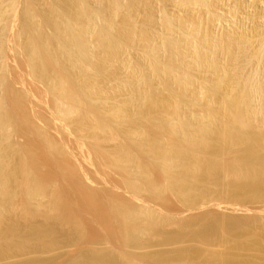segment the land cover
Instances as JSON below:
<instances>
[{
  "label": "rangeland",
  "instance_id": "obj_1",
  "mask_svg": "<svg viewBox=\"0 0 264 264\" xmlns=\"http://www.w3.org/2000/svg\"><path fill=\"white\" fill-rule=\"evenodd\" d=\"M33 1H35V2H33ZM71 1H72V3H71ZM73 1H74V5H73ZM75 1L76 0H67V1L66 0H58V1L57 0H48V1L47 0H27V4H26V0H0V11H1L0 14H2V15H0V18H1L0 19V30H2V31H0V45H1L0 50H2V51H0L1 52L0 53V76L3 78V79L0 78V105H1V107H0V121H1L0 122L1 123L0 129L2 127L4 128L3 130L1 129V131H0V134H1L0 135V138H1L0 139V148H1L0 153L2 154V156H1L2 158L0 159V163H1L0 166L3 168V169L0 168V171L2 170L1 173L2 172L4 173V171H5V173H4L5 175L1 176V178L3 177L4 180H1L0 182L4 181L2 184L3 186H4V183H7V184H5L4 188L1 187L2 193H4V194L0 193L1 194L0 195V197H1L0 198V204H1L0 206H2L0 208V212L3 210L5 211L4 212L5 214L3 213L2 218H1L3 221H0V226H1L0 227V231H1L0 232V250H1L0 251V264H29V263L30 264H37V263L38 264H77V263L78 264H84L85 262L88 263L89 259L96 264H98V263H103V264H221L220 259L218 257H217L218 258L217 259L214 256V253H222V252H232V253L234 252L236 254H239V256H237V258H236V261L238 264H245V263L246 264L247 263L248 264H264V188H262V189H247V190H240L239 191L238 189L233 187V184L236 183V179L233 176H231L233 174L231 171V169H232L231 163H230V165L228 163L231 161V158L236 154H231V156H230L231 158L228 157L230 152L232 151L230 148H229L231 150L230 152L228 151L229 149L228 150L226 149V151L224 153L222 152L223 154L221 153L222 156L219 154L220 164L223 166L225 165L223 167V169H222L223 171H221V173L220 172L215 173V175L212 173L213 178H212V175H210L211 173L208 174V175H210V178L213 179L212 181H210L211 179L210 178L208 179V177L207 178L204 177V178H206V181H205V179H203V181H202L201 178L198 179V182H195L196 180L194 181V184H193L191 190L194 189V185L196 186V188L194 189L193 192L192 191H191V193L189 192L190 196H189V198L187 197L188 198L187 202L189 201L190 197H191V201H189L187 203L185 200H183V198H181V196H182L181 194L179 195V193L174 191V189L170 190L169 188H167L169 190V192L165 191L163 193V195H160V197H158L157 195H155L156 193L154 194V192H151L149 189H151L150 188L151 183H153V184L157 183L158 185H160L162 187L167 184V182L165 181L166 180L165 176L161 175L162 171H160V169H157L156 165L153 163V162H155L156 164L157 163L159 164V161L157 162L156 159L151 160L152 161L151 164H153L152 165L153 169L150 168V170H152V171H150V173H151L150 176L152 175V180L149 179L150 178L149 177V178L140 180V182H139L138 179L135 180L136 177L133 174L134 171L132 173H129L131 180L132 181L134 180L136 182L138 181V183H140V187L141 186L143 187V188L141 187L140 189L138 188L137 191L136 190L132 191L133 189L129 188L130 185L127 182L128 181L127 178L129 180H130V178L128 177V175H126L125 173L120 171L119 168L118 169L114 168L115 164L113 163V160L111 158L112 155H109V153L113 154L114 151L116 150V147L120 144L119 142L116 141L117 138H119L117 140L121 141V143L124 141V137L122 135H120L121 132L119 130L122 131L126 128L132 129V128H137V127L139 128L140 127L138 125L140 123H138V124L135 123L137 121L135 117H134V119H132V121L133 120H135V121H133V122L131 121V123L128 124L127 127H124V128H122L118 123L115 122L113 124V123H110V122H112L110 119H106V121L110 123L109 126L111 125L110 130L112 129L113 131H115V133H116L115 135H118L117 133H119V135H118L119 137L116 138V136H115L114 137L115 141H114V138H113V140L109 139L108 137H106V134L104 135L102 133L101 134L97 133L96 135H98V134L99 135L95 136V139L98 140L97 141L98 144L95 145L94 139L88 138L89 137L88 135H91V134L88 133L85 135L86 132L80 133V132H83V130H81L79 132V126L83 124V121L86 122L83 125H86L88 123L87 121H89L86 118H85L86 120L84 119L85 116H83V115L81 116L80 114L77 115L78 113L73 114V117L71 118L72 119L71 120L70 119L71 116L69 118H65L63 115H61L59 113L60 111L59 112L56 111V108L54 107L55 104H54L53 92H51V89L53 88V86L50 89L51 85L53 84L51 82L53 80H55L56 77H58L57 75H62L61 72L63 69H64L63 73H65L66 68L67 69L71 68L70 70H73L74 67L71 65H70L71 67H68L69 65L66 64L68 61L65 60V56H64L63 51H61L59 49V47H56V45L55 46L53 45V44H55V40H54L55 38L54 37L52 38V36L53 35L55 36L56 33L54 32V30H52V28L55 29V26L53 25V23H50V22L54 19L53 22L55 23V18H56V20H60V21L64 19V15H61L62 13L58 12V10H56L57 8H59V5H60L63 8L68 9V10H69L70 6H74V8L70 7L73 9V10L70 9V11L71 10L73 11V12L72 11L71 12L73 14L72 18L75 20L74 22L77 23L78 25L80 23H82V25L86 24V23H83V21L86 22V20H88V17L86 16V14H83V11L81 12L80 9L78 7H76ZM92 1H93V3H92ZM100 1L99 0L98 1L87 0L85 4L89 8V10L91 9L90 12L94 11V9H95L94 12L96 14H98L99 11L101 10L100 13L101 14L103 13V18L105 17L104 16L105 14L106 15L109 14V16H110V13L107 12V10L110 8V6H108L109 4L107 3L108 0H104V1L100 0ZM102 1H103V3H102ZM131 1L132 0H129V1L123 0L122 4L124 5L125 9L123 8L122 12L118 16L115 17L116 20L114 18V20H115L114 22L117 23L118 21L121 20L122 22L120 21V23L119 22L118 23L119 24L123 23V25L121 27V25L117 26V25H119L118 23L113 24L115 26L112 29L114 30V29H116V27H120V30H121L124 27V24H125L124 22L126 21V19H127L126 22H128L129 20L133 21L135 19L136 23H134L135 27L133 29H136V27H137L138 31H136L137 37H135L134 43L135 42L137 43L139 40H140L139 44H141L143 42V38H140V36L142 34H140L138 32L142 31V33H144V30H145V33H148V37L149 36L152 37L151 34L156 35L153 37H157V35L161 36V34H162V36L163 35L164 36L169 35L168 37L172 38V36H170V34H168V33L166 34V32H169V31H166L167 27L165 26V23H164V26H165L166 30L163 27V23H161L163 20H165L166 17L164 18L163 15L167 11L170 14L166 13L165 16H168V18H169V16L170 17L172 16L171 20L172 21L176 20V21H173V23L176 22L174 24V26H176L175 28H179L180 23L182 21H183L182 22L183 24L189 25L188 21H189V23H192L193 20L199 21V19L201 18L200 23L202 22V26H201L202 28L201 29L203 31V32L202 31L201 32L204 33L207 29H208L207 30L208 33H210L211 31H216V32L218 31L216 34L218 35V37H221V38H222V36H225L224 32L226 33L227 30L228 31H240L241 28H242V30L247 29L246 32L250 33L248 35H250L251 39H253L255 37V39H253V40L258 41V42H256V41L251 40L252 44L249 46H251L252 48L248 47V49L254 50L257 48V51L260 49L259 50L260 52H261V50L264 52V50L262 49V46H264V44H261L264 42V29H263L264 28V26H263L264 25V19H263L264 18V0H219V2L216 0H206L208 2L212 1L211 3L209 2L210 4L207 2L209 8L211 5H213L211 8L212 12L210 10H206L208 8V6L204 7V6H206V5H204L205 3H202L203 4V7H202L200 5L201 2H200V4L198 2V5H200V6L197 7L198 5L196 4L197 3L196 0H195L196 2L193 1L191 6H186L188 8L185 7L187 11L184 8L185 5L179 6L180 5L179 2L181 0H178V2H177V0H171V1L170 0H149V1L148 0H142L143 2L141 0L140 1L138 0L135 2L132 1V3H131ZM144 1H146V2L144 3ZM173 1H174V3H173ZM61 2H63L64 4H67V7H65L66 5H64V4H63L64 5L63 6ZM108 2L110 3V1H108ZM129 2L131 3V5L129 4ZM136 2H137V4H138V2L140 4L137 5ZM214 2L217 4H215ZM49 3H52V4H49ZM133 3H135V5ZM219 3H221V4H219ZM29 4H31V5H29ZM68 4H70V5H68ZM146 4H147V6H146ZM177 4H179V5H177ZM240 4H241V6H240ZM27 5H28V7H26ZM51 5H53V6H51ZM103 5L106 6L105 9H104ZM125 5H126V7H125ZM174 5H176V6H174ZM193 5H195V6H193ZM45 6H47V7H45ZM127 6L128 7H131V6L136 7V9H134L133 7L128 8ZM236 6H237V8H236ZM213 7L217 8L216 11H219V8H220L221 11L215 12V13H218L217 14L218 16L211 17L214 15L215 8L213 9ZM25 8L28 9L29 11H27ZM30 8H31V10L32 9H34V10H32V12H31ZM76 8H78L79 12H81L82 14L77 12L78 9H76ZM49 9H50V11H49ZM65 9H64V11L69 12L68 10H65ZM126 9H128V10L132 9V12H133V10L135 12H133V14H132V12L129 13L131 10L127 11ZM2 10H3V12H2ZM104 10L106 12H104ZM150 10H152V11L150 12ZM25 11L28 13H26ZM44 11L46 12V14ZM64 11H63V13H64ZM123 11H124V13H123ZM29 12L32 15H28ZM71 12H69V14H71ZM152 12H154V13H152ZM194 12H195V14H197V16L194 14ZM204 12L207 13L208 15L207 14L205 15ZM210 12H211V14H210ZM228 12H230V13H228ZM212 13H213V15H212ZM222 13H224V14H222ZM56 14L59 16L58 18L56 16ZM121 14H123V16ZM156 14L159 16H157ZM200 14L201 15L203 14V16H201ZM4 15L6 18L4 17ZM76 15L77 16L80 15L79 16L80 18L79 17L76 18L77 17ZM127 15H131L134 18L132 19L131 16H127ZM148 15H149V17H148ZM194 15H195V17H193ZM235 15H236V17H235ZM28 16L34 17L35 21H37L36 23L39 24L40 26H41V22H43V24L40 28L43 27L41 32L43 31L42 33H43L44 38L46 39V37H45V35H46L48 42H49V39H50V41L54 40V42H50V43H52L51 46H54V47H51V49H53L54 53L57 52L56 54H54V57H55V59L58 57L57 58L58 61L57 60L56 61L59 63V64L57 63V66L59 68L57 67L58 69H56V67H55V72H54V68H52V65H50V63L48 62V64H47L48 66L46 67V70H45V67L43 69V71H45V77L43 75L44 72L41 69L42 67L39 64L38 65L40 68L36 67L38 65H36V66H35V64L33 65V63H35V62L32 61V58L29 54L30 51H27V48H28V50L30 49L29 47H27L28 36H26V33H25V29H26V27H28L29 22H30V20H28ZM37 16H38V18H37ZM81 16L83 19L81 18ZM85 16L87 18H85ZM109 16H106L107 19ZM126 16L128 18L130 17L131 19L130 18L128 19ZM146 16L148 18H151L152 21L154 20L153 22H155V23H153V22L149 23L148 21H146V18H147ZM173 16H175L174 19H173ZM205 16H207V17H205ZM222 16L223 17L226 16V17L222 18ZM232 16H233V20H232ZM39 17H41V18L39 19ZM49 17H51V18L54 17V18L49 19ZM123 17H125V18H123ZM176 17H177V19H176ZM196 17L197 18L199 17V18L197 19ZM202 17L204 20H202ZM218 17H220V18H218ZM242 17H243V19H242ZM251 17H253V18H251ZM65 18H66V15H65ZM67 18H69V17L67 16ZM75 18L79 19V21L76 20ZM161 18L163 20H160ZM181 18H183V20ZM188 18L189 19L191 18L190 19L191 21ZM192 18H194V19L192 20ZM205 18H207V19L209 18V20H207ZM213 18H214V21L217 18L219 19V21H221V23H220L219 21L217 22L218 19L216 20V23L219 26L218 27H217V25L214 26L215 29H214V27L210 28L215 23V22H213ZM223 19H225L226 21ZM45 20H48V22ZM159 20H160V22H159ZM236 20H237V22H240V23H237ZM245 20H246V22H244ZM207 21H208V25L210 27L207 25ZM209 21L212 23H210ZM230 21H231V23H230ZM96 22H97V20H96ZM147 22L149 25L151 24L152 26L151 25L149 26L148 24H146ZM177 22H179V24ZM203 22L205 24H203ZM225 22H227L226 24L229 27L225 24ZM48 23H50V24L45 26V24H48ZM97 23H99V21ZM129 24H128V26H129ZM160 24L162 25V27H160ZM176 24H178L179 27ZM222 24H223V26H222ZM232 24H234V25H232ZM8 25H9V27H8ZM204 25L208 26V27L206 26L207 29L205 28ZM241 26H243V27H241ZM126 27H127V23L125 24L124 28H126ZM153 27H154V29H149V28H153ZM244 27H245V29H244ZM128 28L129 27H127V29ZM171 28H172V30L174 29L173 26ZM22 29L24 30V33H23V31L21 32ZM118 29L114 30V32H112L113 31L112 30L111 32H112L113 36H116L118 34V38L121 40L123 38V35L125 34L123 32H127V30L126 29H124V31L121 30L120 32L123 34L122 35L121 33L118 32L119 31ZM157 29H159V30H157ZM161 29H163V30H161ZM209 29H211V30H209ZM96 30H98V29H96ZM154 30L155 31L157 30L159 33L157 31L154 32ZM174 30L175 31L170 30L171 34H172V32H174L172 34L173 38H174V36H176L175 34L177 33L178 29H174ZM255 30H256V32H255ZM67 31L69 33V30H67ZM219 31L222 34L219 33ZM251 31H253L254 33H252ZM44 32H46V33H44ZM115 32H117V33L114 34ZM149 32H153V33L149 34ZM164 32H165V34H164ZM178 32H181V31L179 30ZM20 33H22V34H20ZM72 33H73V31H72ZM208 33H206V34H208ZM251 33H252V36H251ZM96 34H97V32L95 33V35L92 36V38L96 37L97 36ZM177 34L178 35L176 37H178L180 33H177ZM257 34H258V39H256ZM4 35H6V36H4ZM98 35H99V33H98ZM127 35H125V38H123L124 40L126 39ZM21 36H23V37H21ZM166 37H164V40L165 39L167 40L168 37L167 38ZM181 37H182V35H180V37H178V38H181ZM114 38H116V37H114ZM136 38H138V39H136ZM161 38L162 37H160V38L157 37L156 39L157 40L160 39L159 41H161ZM96 39H97V37H96ZM181 39H183V38H181ZM162 40H163V38H162ZM89 41L91 42L92 39H90ZM94 41H95V39H94ZM94 41H92V43L89 42L90 44L88 43V41L86 42L87 47L90 45L92 46V47L90 46L91 48H89V50L93 49L92 51H89V52H91V54H89V52L88 53L85 52L86 55L83 54L84 56H81L82 59L84 58L83 61L86 60L84 62L85 64L87 63L86 66H89L88 62L90 63L91 58H93V56L96 57L95 55H97V57L93 58V59H95V60L97 59L96 60L97 62H99L100 57H102V59H103L100 61H103V62L109 59V57L107 59V54L103 56V54H102L103 52L100 53L102 48L99 49V47H97L99 42L95 41V45H94V43H93ZM97 41H98V39H97ZM123 42L121 44L125 45V43H123ZM125 42H127V41L125 40ZM256 43H257V45H256ZM182 44H184V43H182ZM259 44H261V45H259ZM143 45L144 44H142L141 46L140 45L138 46V44H136L137 47L136 46L135 47H126V45L122 46L120 48L121 49L120 53L122 56L119 55V57H121V58H118L117 61H115V63H117V64H113V66L110 68V70L113 71V74L111 71H110L111 74H110V72L108 73L107 71H104L107 69H104L103 66L101 69L98 68V67H100L101 64H99L97 67V69H99V70H96V71L94 70V72L92 70H90L92 72H90L89 74L93 75V73L101 71L100 73H96L98 75V77H100V82L98 80V83L100 84V86H103V84H104V87L106 86L107 83H110V84H107L109 86L105 87V88H107L106 90H108L109 88L113 87L115 84L114 81L111 84V82H112L111 76H113L114 73L118 70V69L115 70V68H117V67L120 68L121 66L123 67L125 64L127 65L128 63L132 67H135L138 65L142 66L144 69L146 67L147 69L149 68L148 72H150L149 75H147V76L149 77V79H152V81L150 80L151 83L153 82L152 88L150 89V93H152V95H150V97H153L152 99L156 100V101H158V100L163 101V99L169 98L168 96H169L171 90H173V91L175 90V92L176 91L178 92L181 85L179 83H176L173 79H171V80L167 79L166 80V78H164V80H166V81H164L163 78L161 77L162 75H159V74L157 75L156 73L152 72L153 70L150 67H147L148 63H146V61H148V59H146L145 57H147L149 55V53H151V50L149 47H144ZM185 46L186 47H183L184 48L183 50H188L189 47L187 48L186 44H185ZM56 48H58L57 51H56ZM124 48H126V49H124ZM127 48L128 49L131 48V49L128 50ZM105 49L106 48H104L102 51H104ZM123 49H124V51H123ZM249 50H247L248 53H249ZM253 50H251V52H250V57H249V54L247 52H246L247 55L244 54L245 52L242 53L245 55V57L247 59L244 57H241L242 54L238 55L240 58H244V59L243 60L242 59L236 60V61L240 62V63H238V62L237 63H238V65H240L241 68H237L238 65L236 66V64H235L236 61L234 62L235 66H236V70H235V66H233L234 64H231L230 58L226 61L227 58L225 56H223V53L221 51H220L221 54L220 53L216 54L217 56L214 57V60L215 59L217 60L218 58L223 56V59L221 57L217 61L219 63V61H221V59L225 60L224 62L222 61V63H224L225 65L224 64L222 65V63L220 62L221 66H225V67H226V64L228 62L227 70H229V72L227 70H225L226 68L224 67V70L228 72L227 73L228 76L230 74V68L233 66L232 70L234 69V71H231L232 72L231 75H233L231 77H233L232 79L234 82L237 81V79L234 80V77L239 74L240 69H241L240 72H242V71L245 72L244 74H246L248 76V78H249V74L252 76L253 74L258 75L259 73H262V75L259 74L261 76H258L259 80H257V82H259V83L261 82L260 84H261V87L263 89V90H261V92L263 91L262 92L263 95H262V93H260V95H262V97L260 95L257 96L258 98L261 97V98H259V102L261 104L258 102L257 98H256L257 100L254 98L255 99L254 101H257L255 103L256 104L258 103L257 106L261 105V107L260 106L256 107L257 108L256 110L257 111L259 110L258 112H261L264 110V109L261 110L262 107H264V106H262V105H264V85L262 84L263 83L262 80L264 79V77H262V76H264V73H263V71H264L263 70L264 69V65H263L264 64V61H263L264 56L262 55L263 52H261V57L263 59H260V57L258 58L257 55L259 56V54H257V55H255V54L259 53V51L257 52L256 50H254L255 51L254 52ZM98 53L102 54V56H98ZM92 54H93V56H92ZM31 55H32V51H31ZM123 55H124V58H123ZM33 56L34 55H32V57ZM89 56L90 57L92 56V57L90 58ZM105 56H106V60H104ZM254 56L257 57L256 58L257 60L258 59L259 60L257 61L256 59H254ZM164 57L166 58V56H164ZM224 57L226 59H224ZM30 58H31V60H30ZM122 58H123V60H122ZM165 58L163 60V63H165L164 62ZM125 59H127L129 62L126 61ZM245 59L249 62H251V60L253 59L254 63L253 62L252 63H249V62L245 63L244 62ZM33 60H34V57H33ZM30 61H31V63L33 62L32 65H31V63H29ZM124 61H126L127 63ZM256 61H257V63H256ZM261 61H262V63H261ZM119 62H122V64ZM92 63H93V61H91V64ZM112 63H114V62H112ZM68 64H70V63L68 62ZM230 64H231V66H230ZM251 64H253V65H251ZM259 64H261L260 70L258 68ZM126 65H125V67H127ZM228 65L230 66V68H228L229 67ZM33 66L36 67L35 70H34ZM247 66L250 68L252 67L251 68L252 70H250V68L248 69ZM37 68L40 70H38ZM245 68H247V69H245ZM253 68H256L257 71H255ZM102 69H104V70H102ZM147 69H145V70H147ZM237 69H239L238 73H237ZM60 70H61V72H60ZM70 70H68V73H70V74H68L67 70H66V74H68L69 76L71 75V72H72ZM75 70H76V68H74L73 71H75ZM178 70L180 72V69H178ZM244 70H246V71L249 70V73L244 71ZM39 71H42V72H39ZM48 71H50V72H48ZM108 71H109V69H108ZM252 71H253V73H252ZM258 71H259V73H258ZM235 72L237 73L236 75H235ZM47 73L49 75L52 74L53 75V76L51 75L52 78L55 76V74H56V76L53 79H51V76L48 75L49 77L47 78V76H46ZM76 73H77V71L73 72V74H76ZM128 73H129V75H128ZM128 73H125V75L126 76L128 75V77H130L131 76L130 72H128ZM39 74H40V76H39ZM96 74H94V75H96ZM99 74H100V76H99ZM144 74L146 76V74H148V73L146 72ZM191 74L194 75L195 78H197V81L195 79L196 83L199 82L198 77H196L197 74L200 77L199 79H201V80L204 79V78H202L204 75L200 76L199 74H201V73L199 71H198V73L196 71H192ZM244 74L240 73L239 76L240 75L243 76ZM109 75H111V76H109ZM246 75H244V76L247 77ZM64 76L66 77L65 74L63 76H59V77L64 78ZM101 76H104V78H101ZM157 76L160 78H157ZM208 76H210V75H207V77ZM108 77H109V79H108ZM231 77L230 78L228 77V80L226 78V80L229 81V79H230V81H231ZM209 78H211V77H209ZM56 79H58V78H56ZM101 79L102 80L104 79L103 80L104 83L101 82ZM108 80H110L111 82ZM48 81H50V82L48 83ZM50 83H51V85H50ZM163 83H164V85H163ZM196 83H195V85H193L194 87L191 90L193 91L197 88L199 91V88H200V91H201L202 86L201 87H198V86H200L202 84V82H199L200 85L197 84L198 86L196 85ZM48 85H49V87H48ZM111 85H113V86H111ZM177 85H178V87H177ZM197 89L194 92H196ZM147 91H148V89H147ZM124 92H123V94H124ZM222 93H223V91H222ZM128 94H129V92L127 94H124L125 96H123V97L126 98V96ZM121 95H122V93H121ZM121 95L119 97L122 98ZM219 95H220V93L215 94V96L218 97V99H219ZM186 96H187V94H186ZM119 100L120 101H118V100L117 101L122 102L121 99H119ZM122 100H124V99L122 98ZM99 103L101 104V101H99ZM99 103H97V104H99ZM256 104L253 106H256ZM19 105H20V107H19ZM95 106H96V104H95ZM259 107H260V109H258ZM95 108H96L95 110L98 109L97 106ZM18 109H20V110H18ZM201 109L202 108L199 107V109L197 108V110L191 111L192 113L189 112L190 110L188 111V109H187L186 111L184 110L185 113H182L183 111H181L182 115L181 114H178V115H180L182 117L183 116L190 117V115H191V117L194 118V114L196 113L195 111H199L198 113H200V114L197 113L196 114L197 116L201 115V112H202ZM147 110L150 111L151 114L156 119L159 117H162V119H164V124L163 123L161 124L162 120L159 122L163 126L164 131L161 130L162 126H160V124L156 122L158 120H155V122L152 121V123L154 124V125L153 124L152 125L155 127H152V125H151L152 129L157 128V131L161 130L160 133L158 131V136L160 135V138H161V136L163 139L165 138L164 139L165 142L163 143L162 139L160 140V142L162 141V143L164 145L166 144L165 146L175 145V142H176L175 139H177V137L175 138V137L171 136L168 132V129L170 127L169 125H170L171 121L174 122L173 125L177 124V121L174 118L178 117V116L173 115L171 111H164V110L160 111L158 109L149 110L148 108H147ZM7 113H8V115H7ZM2 114H3V116H2ZM185 114H189V115H185ZM196 115H195V117H196ZM203 115H206V114L203 113ZM263 115H264V112L262 115H259L258 122L257 123L255 122L256 124H259V126L255 124V127H257V131H259L260 126H262L260 128L261 131L262 132L264 131V124H263L264 123V116ZM75 116H77V117L79 116L80 119H83V121H81V120H80L81 122L78 121L79 118L77 120V117H75ZM137 116H139V115H137ZM139 117H137L138 121H139ZM220 118H221V116H220ZM220 118L218 120H220ZM221 119H223V118H221ZM260 119H262L263 122L262 121L260 122ZM6 120H8V121H6ZM173 120H175V121H173ZM220 122H221V124H220ZM220 122H218V123L220 126H222L223 120H221ZM259 122L262 124H260ZM115 124H117V125H115ZM88 125H90V124H88ZM171 125H172V123H171ZM192 125H194V124H192ZM119 126H120V129L117 128ZM158 126H160L161 128H159ZM217 129H220V128L218 127ZM6 130H7V132H6ZM236 130H238V129L236 128ZM3 131H4V133H3ZM154 131H156V130H154ZM157 131H156V133H157ZM261 131H259V132H261ZM5 133L6 134L8 133L7 134L8 136ZM120 136L123 139H121ZM125 140H126V138H125ZM212 141L214 143L215 141H217V138H216V140L212 139ZM48 143H50V144H48ZM129 143L130 142H128V144H127V140H126L122 144L123 145L124 144L129 145L128 146L129 150H130V148L133 149L134 145H132L131 143L129 144ZM127 145H126V147H127ZM55 148H57V149H55ZM61 148L63 151L61 150ZM24 149H26V150H24ZM2 150L6 152L7 156H6L5 152H3ZM12 150H13V152H12ZM53 150H55V151H53ZM16 151H18V152H16ZM133 151H135V149H133ZM233 151L231 153L235 152V151L234 152ZM135 152H136V154L138 153L137 154L138 156L136 155L137 157H139V158L142 157V159L138 158L141 161V163H144L145 162L144 159L146 158V157H144L145 155L143 154V156H142L140 152H137V151H135ZM103 153L105 156L103 155ZM211 154H209V155L211 156ZM108 155L111 157H109ZM209 155H208V157H209ZM221 157H222V159H221ZM3 158H5V159H3ZM261 159L264 160V152H261ZM1 160H2V162L3 161H5V162L2 163ZM19 160H20V162H19ZM106 163H107V165H106ZM205 163L203 162V164H201L200 162H198L196 165L200 164L198 166L200 169V166L201 165H202L201 167H203V165L205 166ZM112 164H114V165H112ZM207 164H206V166H207ZM154 166H155V168H154ZM150 167H151V165H150ZM207 167L201 168L200 173L202 172L204 174H207V173H205L207 171L203 170V169L207 170ZM21 170H22V172H21ZM107 171H108V173H107ZM180 171H183V169L181 168V170H180V168H178V172H179L178 176H181ZM116 172H117V174H116ZM130 172H131V170H130ZM28 174L31 176H29ZM177 174L178 173H176L175 175L177 176ZM226 174H228V175H226ZM16 175H17V177H16ZM208 175H206V176H208ZM4 176H8V177L6 178ZM132 176H133V178H132ZM20 178L22 181L20 180ZM153 180H154V182H153ZM28 181H29V183H28ZM42 182H43V184L44 183L45 184L43 185ZM2 185L0 184V186H2ZM41 185L46 186V187H42ZM214 185H215V187H214ZM49 187H52V188H49ZM19 188L20 189L22 188V189L20 190ZM25 188H28V189L26 190ZM128 189H129V191H128ZM3 190H6V191H3ZM42 190H43V192H42ZM172 190L174 191V193ZM152 191H153V189H152ZM227 192H228V194H227ZM21 193H24V194H21ZM176 193L180 197L176 196L177 195ZM34 195H37V196H34ZM39 195H41V196L39 197ZM17 196H18V198H17ZM48 196H50V197H48ZM15 197H16V199H15ZM153 197H154V199H153ZM160 199H162V200H160ZM42 200H43V202H42ZM9 201H10V203H9ZM30 201H31V204H30ZM53 202H54V204H53ZM129 202H130V204H129ZM114 203H115V205H114ZM38 204H39V206H37ZM46 204H48V205L46 206ZM256 204H257V206H256ZM120 205H122V206H120ZM124 207L127 210L129 209L128 211L133 212V213L131 212V215H132V217L135 216L134 217L135 220L133 218L134 221L129 220V219L128 220L125 219V220H127V221H125L123 219L126 217L124 215H121V213L123 214ZM30 208H31V210H30ZM58 208H60V209H58ZM51 210H53L54 212ZM46 211H48V212H46ZM63 211H64V213H63ZM118 212H120V214ZM124 212H125V210H124ZM4 215H6V216H4ZM138 218H140V219H138ZM120 219H122V220H120ZM158 219H159V221H158ZM203 220H204V222H203ZM130 221H131V223H130ZM150 221L155 223V225L153 223V225H152L153 227L149 226V224L151 223ZM163 221H165V222H163ZM156 222H157V224H156ZM40 225H42V226L40 227ZM127 225H129V226H127ZM133 225L134 226L137 225V226L134 227ZM126 228H127V230H126ZM116 229H118V230H116ZM223 229H224V231H223ZM36 230H37V232H36ZM39 231H41V232H39ZM1 234H3V235H1ZM36 235H38V236H36ZM39 236H41V237H39ZM213 246H215V248ZM87 247H89V248H87ZM195 248L200 249L201 252L198 254H195V255L192 254V252H194L193 249H195ZM19 249H20V251H19ZM120 251H121V253H120ZM3 253H5V254H3ZM91 261L89 262V264L91 263Z\"/></svg>",
  "mask_w": 264,
  "mask_h": 264
},
{
  "label": "bare ground",
  "instance_id": "obj_2",
  "mask_svg": "<svg viewBox=\"0 0 264 264\" xmlns=\"http://www.w3.org/2000/svg\"><path fill=\"white\" fill-rule=\"evenodd\" d=\"M48 1V0H47ZM58 1V0H57ZM67 1V0H66ZM87 0H76L75 1V5L76 7H78L80 9V11L82 12L83 11V14H86V16L88 17V20H86V22L83 21V23H86V24H83L80 23L79 25L77 23H75L74 19L72 18V8H74V6H70L72 8L69 7V10L68 9H65L63 8L62 6L59 5V8H57L56 10H58V12H61L62 14L61 15H64V19L63 20H56L55 18V23L53 22L54 19L50 22V23H53V25L55 26V29L52 28V30H54V32L56 33V35L52 36V38L54 37L55 39V44H53L54 46L56 45V47H59V49L61 51H63L64 53V56H65V60H67L70 64H68V62L66 63L67 65H69L68 67H71L73 66L74 68H76L75 71H77L76 74H73V70H70L71 68L67 69V73H68V70L72 71L71 72V75L69 76L68 74H66V70H65V73L64 72V69L60 70V72L62 73V75H57L58 79L55 78V80H53L51 83H53L50 87L51 89V92H53V98H54V107L56 108V111H60L59 113L61 115H63L65 118H69L70 116V119L73 117V114H77V115H83L85 116L84 119H88L89 121H87L88 123L86 125H83L84 123H86L85 121H83V119H80V117L78 116H75L77 117V120L79 118L78 121H83V124L79 126V132L81 130H83V132H80V133H85L86 134H91V135H88L89 137L88 138H91V139H94L95 141V145H97V141L95 139V136H98L96 135L97 133H102V134H106V137H108L109 139H112L116 136L119 137V133H117L118 135H115V131H112L110 130V126L109 124L110 123H118L122 128L124 127H127L128 124L131 123L132 119H134V117L136 118V122L135 123H140L138 124L140 127L138 128H132V129H124V130H119L121 132L120 135H122L124 137V141L125 142L127 140V144L128 142H130L132 145H134V148L135 151L137 152H140L141 155L143 156V154L145 155L144 157H146L144 160L145 162L144 163H141V161L139 159H142L137 157L138 153L136 154L135 151H133L132 148H130V150L128 149V146L126 147V145L122 144L121 141H118L117 138L116 141L119 142L120 144L116 147V150L114 151L113 154L109 153V155H112L109 156L112 158L113 160V163L115 164L114 168L115 169H120V171H122L123 173H125L126 175H128V177L130 178L129 176V173H132L134 171V176L136 177L135 180L138 179V181L140 182V180H143V179H146V178H149L152 180V175L150 176V168L153 169L152 165V161L151 160H154L156 159V161L158 162L159 161V164L157 165L155 162H153L157 169H160V171H162V174L163 176H165V181L167 182V184L165 186H160L158 185L157 183H149L150 184V188L149 189L151 192H154L155 195H157L158 197H160V195H163V193L166 191L169 192V190L167 188H169L170 190L171 189H174V191L178 192L179 195L181 194V198H183V200H185L187 202L190 194L189 192L191 193V191L193 192L194 189L196 188V186L194 185V189H192V186L194 184V181L195 182H198V179H205L206 181V178L208 177V179L210 178V175H212V173L215 175V173H221V171H223V165L220 164L219 160H220V156L219 154L221 155V153L225 152L226 149L228 150L229 148L234 152V153H231L232 151L229 149L228 151L230 152L229 156H231V154H236L234 155L232 158H231V161L228 163L230 165L231 163V171H232V175L235 179H236V183L233 184V187H235L236 189H238L239 191L240 190H247V189H262L264 188V160L261 159V152H264V131L262 132L261 131V127L259 128V131H257V127H255V124L258 122L259 120V115H262L263 112H264V107H262L261 112H258L256 109V107L260 106L261 105H258L255 103L257 101H254L256 98L258 99V102H259V98L262 97L263 95V91L261 92L262 87H261V82H257L258 79V76H261L262 73H258L261 74V75H250L249 74V78L246 74H244L245 72H240L239 69H237V73H238V70H239V74L243 73L244 75H246L247 77H245L244 75L243 76H239L236 75L237 73L235 72V76L234 77V80L237 79V81H233V75H231V71H234V69L232 70L233 66H236L238 65V61L236 60H240V59H244L246 58L245 55H247L248 51V47H251L249 45L252 44V41H256V40H253L255 39V37L253 39H251L250 34L249 32L247 33L246 30H242V28L240 29V31H228L224 34L225 36H222L221 37H218V35L216 34L217 32L216 31H211L210 33L207 32V28L206 26L208 25V21H207V25L205 26V28L207 29L204 33H202V22L200 23V19L199 21L198 20H193L194 18H192V23H189L188 21V24H183L182 20L183 18H181L180 21V27H179V22H177L178 24H176L179 28H175L176 26H174V24L176 23H173V21H176V20H171L172 19V16L168 18V16H165L166 13H169L166 11V13L163 15L165 20H163L162 18L160 20H163L161 23H163V27L165 28V26L167 27V30L165 28L166 31H169V32H166V34H170L171 37H168L169 35H166V36H158L157 37H162L161 38V41H159L160 39H156L157 37H153V36H156V35H152L148 37V33H145V30H144V33L141 32H138L140 34H142L140 36V38H143V42L141 44H139V41L136 43H134V39L135 37H137V27L136 29H133L135 27V24L136 23V20L134 19L133 21L129 20L128 22L127 19L126 21L124 22L125 24L127 23V27H131L129 30L125 27V24H124V27L121 29L124 31V29L127 30V32H123L125 33L124 35L120 32V27H116V29L114 30H117L118 28V32L121 33L123 35V38H125V35H127L126 37V41L123 39H119L118 38V34L116 36H113L112 35V32H114V30L112 28H114L115 25L113 24H117L118 22L120 23V21H118L117 23L114 22L116 20V16H118L121 12H122V9L124 8V5L122 4L123 3V0H108L110 1V3L107 1V3L109 4L108 6H110V8L107 10L108 13H110V16L109 14L108 15H104L105 17L106 16H109L108 19L107 17L103 18V13L101 14L100 11L98 14H96L94 11L90 12L89 8L87 7V5L85 4ZM95 1V0H94ZM98 1V0H96ZM100 1V0H99ZM104 1V0H103ZM102 1V3H103ZM129 1V0H128ZM132 1H138V0H132ZM131 1V3H132ZM140 1V0H139ZM142 1V0H141ZM149 1V0H148ZM171 1V0H170ZM194 2L197 1V5H198V2L200 4L201 2V6L203 7V4L202 3H205L204 7H207L208 6V1L206 0H181L179 2V6H184V8L186 6H191V4ZM219 2V0H216ZM35 2V1H33ZM41 2V1H40ZM60 2V1H59ZM58 2V3H59ZM64 2V1H63ZM63 2L62 5L64 4ZM101 2V1H100ZM143 2V1H142ZM146 1H144L145 3ZM178 2V0H177ZM208 2V3H207ZM212 2V1H211ZM210 2V3H211ZM221 2V1H220ZM244 2V1H243ZM25 3V2H24ZM38 3V2H37ZM67 3V2H66ZM72 3V1H71ZM93 3V1H92ZM106 3V2H105ZM128 3V2H127ZM131 3L129 2V4L131 5ZM174 3V1H173ZM190 3V4H189ZM209 3V4H210ZM215 3V2H214ZM26 4H27V0H26ZM25 4V5H26ZM49 4H52V3H49ZM125 4V3H124ZM135 5V3H133ZM137 4V2H136ZM138 4H140L138 2ZM137 4V5H138ZM217 4V3H215ZM214 4V5H215ZM221 4V3H219ZM224 4V3H223ZM236 4V3H235ZM245 4V3H244ZM31 5V4H29ZM41 5V4H40ZM46 5V4H45ZM66 5L65 7H67V4H64ZM63 5V6H64ZM70 5V4H68ZM72 5V4H71ZM73 5H74V1H73ZM102 5V4H101ZM105 5V4H104ZM103 5V6H104ZM127 5V4H126ZM125 5V7H126ZM133 5V6H134ZM150 5V4H149ZM196 5V6H197ZM200 5H198L197 7H199ZM227 5V4H226ZM239 5V4H238ZM2 6V5H1ZM36 6V5H35ZM53 6V5H51ZM94 6V5H93ZM133 6L131 7H128V8H132ZM147 6V4H146ZM176 6V5H174ZM195 6V5H193ZM213 5L208 6V8L206 10H211ZM241 6V4H240ZM6 7V6H5ZM28 7V5L26 6ZM33 7V6H32ZM31 7V8H32ZM47 7V6H45ZM139 7V6H138ZM30 8V11L32 12V9L31 10ZM76 8V9H78ZM106 8V6H104V9ZM134 9H136V7H133ZM181 8V7H180ZM188 8V7H186ZM185 8V10H186ZM215 7H213L214 9ZM237 8V6H236ZM235 8V9H236ZM2 9V8H1ZM26 9V8H25ZM24 9V10H25ZM45 9V8H44ZM48 9V8H47ZM65 10H68L69 12H71V14H69V12L67 11H64ZM70 9H72L70 11ZM79 9L77 10V12H79ZM93 9V8H92ZM125 9V8H124ZM149 9V8H148ZM147 9V10H148ZM151 9V8H150ZM202 9V8H201ZM217 8H215L214 10V15L212 13L213 16L211 17H214V16H218L217 14L218 13H215V12H219L221 11L220 8H219V11H216ZM223 9V8H222ZM239 9V8H238ZM23 10V11H24ZM27 11H29L28 9H26ZM43 10V9H42ZM98 10V9H97ZM111 10V11H110ZM127 11H130L129 13L132 12V9H126ZM184 10V9H183ZM190 10V9H189ZM233 10V9H232ZM6 11V10H5ZM46 11V10H45ZM44 11V12H45ZM50 11V9H49ZM52 11V10H51ZM64 11V13H63ZM125 11V10H124ZM123 11V13H124ZM152 10H150L151 12ZM165 11V10H164ZM187 11V10H186ZM185 11V12H186ZM191 11V10H190ZM193 11V10H192ZM195 11V10H194ZM197 11V10H196ZM224 11V10H223ZM234 11V10H233ZM237 11V10H236ZM240 11V10H239ZM1 12V11H0ZM3 12V10H2ZM26 12V11H25ZM47 12V11H46ZM45 12V14H46ZM57 12V13H58ZM81 12H79L80 14H82ZM95 14H94V13ZM103 12V11H102ZM104 12H106L104 10ZM133 12H135L133 10ZM132 12V14H133ZM189 12V11H188ZM209 12V11H208ZM210 12V14H211ZM226 12V11H225ZM28 13V12H26ZM34 13V12H33ZM56 13V12H55ZM78 13V14H79ZM126 13V12H125ZM154 13V12H152ZM151 13V14H152ZM164 13V12H163ZM187 13V12H186ZM205 13V12H204ZM230 13V12H228ZM246 13V12H245ZM59 14V13H58ZM77 14V15H78ZM101 16H100V15ZM128 14V13H127ZM136 14V13H135ZM170 14V13H169ZM195 14V12H194ZM207 13H205L206 15ZM216 14V15H215ZM224 14V13H222ZM227 14V13H226ZM235 14V13H234ZM244 14V13H243ZM2 15V14H0ZM9 15V14H8ZM28 15H32L29 14ZM65 15H66V18H65ZM71 15V16H70ZM76 15V16H77ZM123 16V14H121ZM125 15V14H124ZM154 15V14H153ZM157 15V14H156ZM197 16V14H195ZM195 15L193 17H195ZM201 15V14H200ZM208 15V14H207ZM228 15V14H227ZM226 15V16H227ZM10 16V15H9ZM27 16V15H26ZM48 16V15H47ZM46 16V17H47ZM57 18L59 17L57 14H56ZM67 16L69 18H67ZM80 16V15H79ZM79 16H77L76 18H78ZM85 16V18H87ZM100 16V17H99ZM121 16V17H122ZM127 16H131V15H127ZM126 16V17H127ZM136 16V15H135ZM159 16V15H157ZM177 16V15H176ZM187 16V15H186ZM203 16V14L201 15ZM220 16V15H219ZM225 16V17H226ZM262 16V15H261ZM3 17V16H2ZM5 17V15H4ZM36 17V16H35ZM62 17V16H61ZM147 17V16H146ZM149 17V15H148ZM146 18V21H148L149 23L153 22L151 18ZM153 17V16H152ZM207 17V16H205ZM222 16V18H225ZM236 17V15H235ZM249 17V16H248ZM6 18V17H5ZM4 18V19H5ZM8 18V17H7ZM11 18V17H10ZM38 18V16H37ZM41 17H39L40 19ZM54 18V17H52ZM51 17H49V19H52ZM75 18V19H76ZM80 18V17H79ZM82 18V16H81ZM115 18V20H114ZM125 18V17H123ZM128 18V17H127ZM130 18V17H129ZM128 18V19H129ZM131 18L133 19L134 17L131 16ZM130 18V19H131ZM175 18V16H173V19ZM197 18V17H196ZM199 18V17H198ZM197 18V19H198ZM220 18V17H218ZM217 18V19H218ZM221 18V19H222ZM238 18V17H237ZM253 18V17H251ZM1 19V18H0ZM44 19V18H43ZM61 19V18H60ZM66 19V20H65ZM83 19V18H82ZM119 19V18H118ZM117 19V20H118ZM155 19V18H154ZM177 19V17H176ZM185 19V18H184ZM189 19V18H188ZM191 19V18H190ZM189 19V20H190ZM207 19V18H205ZM216 19V20H217ZM235 19V18H234ZM243 19V17H242ZM246 19V18H245ZM264 19V18H263ZM28 20H30L29 22V25L28 27H26L25 29V33H26V36H28V42H27V47H29L30 49L28 50L27 48V51H30V56L32 58V61H34L35 63H33V65L35 64L36 65H40L42 68V71L45 67V70H46V67L48 66V62L50 63V65H52V68H54V72H55V67L56 69H58L59 67L57 66V58L55 59L54 57V51L53 49H51V47H54V46H51L52 43L50 42H54V40L50 41L49 39V42L47 41V36L45 35L46 39L44 38L43 36V31L41 32L42 28H40L43 24V22H41V26L39 24H37L35 21V18L32 17V16H28ZM38 20V19H37ZM79 21V19H76ZM99 21V23L96 22ZM157 20V19H156ZM159 20V22H160ZM202 20L203 17H202ZM209 20V18L207 19ZM216 20L214 21V18H213V22L216 23ZM225 20V19H223ZM232 20H233V16H232ZM248 20V19H247ZM252 20V19H251ZM262 20V19H261ZM48 22V20H45ZM124 21V20H123ZM131 21V22H130ZM187 21V20H186ZM191 21V20H190ZM219 21V19L217 20V22ZM226 21V20H225ZM235 21V20H234ZM243 21V20H242ZM250 21V20H249ZM6 22V21H5ZM4 22V23H5ZM25 22V21H24ZM28 22V21H27ZM46 22V23H47ZM62 22V23H61ZM77 22V21H76ZM122 22V21H121ZM148 22L146 24H148ZM157 22V21H156ZM210 22V21H209ZM221 23V21H219ZM229 22V21H228ZM233 22V21H232ZM237 22V20H236ZM246 22V20L244 21ZM254 22V21H253ZM3 23V24H4ZM22 23V22H21ZM39 23V22H38ZM50 23L48 24H45L46 25H49ZM118 23V24H119ZM155 23V22H153ZM164 23H165V26H164ZM212 23V22H210ZM214 23V24H215ZM219 23V24H220ZM227 22H225L226 24ZM231 23V21H230ZM234 23V22H233ZM237 23H240V22H237ZM259 23V22H258ZM10 24V23H9ZM97 24V25H96ZM129 24V26H128ZM203 24H205L203 22ZM212 27H209L210 28H213L214 26L217 25V27L219 26L217 23ZM224 24V23H223ZM222 24V26H223ZM229 24V23H228ZM248 24V23H247ZM122 27L123 23L117 25V26H120ZM149 25V24H148ZM151 25V24H150ZM149 25V26H150ZM155 25V24H154ZM227 25V24H226ZM230 25V24H229ZM234 25V24H232ZM252 25V24H251ZM263 25V24H262ZM2 26V25H1ZM24 26V25H23ZM78 26V27H77ZM99 26V27H98ZM152 26V25H151ZM156 26V25H155ZM174 29H178V31L180 30L181 32H178L177 33H180L178 37H180V35H182L181 38H178L176 37L178 34L176 33L173 38V33L171 34V31H175L174 29L172 30V27ZM207 26V27H208ZM228 26V25H227ZM226 26V27H227ZM248 26V25H247ZM261 26V25H260ZM259 26V27H260ZM264 26V25H263ZM5 27V26H4ZM9 27V25H8ZM53 27V26H52ZM160 27H162V25L160 24ZM221 27V26H220ZM229 27V26H228ZM233 27V26H232ZM239 27V26H238ZM243 27V26H241ZM246 27V26H245ZM244 27V29H245ZM256 27V26H255ZM16 28V27H15ZM47 28V27H46ZM45 28V29H46ZM204 28V29H205ZM223 28V27H222ZM247 28V27H246ZM4 29V28H3ZM18 29V28H17ZM98 29V30H96ZM113 31H112V30ZM149 29H154L153 28H149ZM215 29V27H214ZM230 29V28H229ZM233 29V28H232ZM264 29V28H263ZM44 30V29H43ZM69 30V33L68 31ZM135 30V31H134ZM142 30V29H141ZM159 30V29H157ZM156 30V31H157ZM163 30V29H161ZM164 30V31H165ZM171 30V31H170ZM211 30V29H209ZM217 30V29H216ZM2 31V30H0ZM20 31V30H19ZM23 31L24 33V30L22 29L21 32ZM51 31V30H50ZM73 31V33H72ZM112 31V32H111ZM140 31V30H139ZM147 31V30H146ZM150 31V30H149ZM153 31V30H152ZM154 30V32H156ZM202 31V32H201ZM249 31V30H248ZM17 32V31H16ZM48 32V31H47ZM97 32V39L96 37H93V35H95V33ZM158 32V31H157ZM252 33H254L253 31H251ZM256 32V30H255ZM46 33V32H44ZM51 33V32H50ZM99 33V35H98ZM117 32H115L114 34H116ZM127 33V34H126ZM150 33H153V32H149ZM159 33V32H158ZM163 33V32H162ZM182 33V34H181ZM208 33V34H206ZM219 33H221L219 31ZM252 33H251V36H252ZM9 34V33H8ZM22 34V33H20ZM139 34V35H140ZM165 34V32H164ZM222 34V33H221ZM259 34V33H258ZM258 34H257V38L258 39ZM263 34V33H262ZM16 35V34H15ZM120 35V34H119ZM261 35V34H260ZM6 36V35H4ZM121 36V35H120ZM220 36V35H219ZM254 36V35H253ZM23 37V36H21ZM91 37V38H90ZM116 37V38H114ZM164 37L167 38V40L165 39L164 40ZM261 37V36H260ZM155 40H154V39ZM262 38V37H261ZM92 39V41H95L96 42H99V44L97 45V47L102 48V50L104 48H106L104 51H100V53L104 55L107 54V59L109 57L108 60H106V56H105V59L106 61H100V60H103L102 57L99 58V62H97L95 59L93 58H96L97 55H94L96 57L93 56V58H91V61H93V63L91 64V61L90 63L88 62L89 66H86V64L84 63L85 61H83L82 57L81 56H84L83 54L86 55V53H88L89 51H92L91 49L89 50V48H91L90 46L87 47V41L88 43L90 42L89 40ZM138 39V38H136ZM5 40V39H4ZM25 40V39H24ZM142 40V39H141ZM252 40V41H251ZM92 41L90 43H92ZM95 41L93 42L94 45H95ZM125 43L126 47H135L136 44H138V46L144 44L143 46L144 47H149L150 50H151V53H149V55L147 57H145L146 59H148V61H146V63H148L147 67H150L151 71L156 73L157 75H162L161 77L163 78H166L171 80L173 79L176 83H179L181 85L179 91L175 92V90H171L170 94H169V98L167 99H163V101L161 100H153L152 98L153 97H150V95H152V93H150V89L152 88V79H149V77L147 75H149L150 72H148L149 68L147 69L145 66V70L142 66H135V67H132L130 66V64L128 63L127 65L124 63L126 61H128L127 59H125L126 61H124L123 63L127 66L125 67V65L120 68H115L118 69L113 76H111V80H108L111 82V84L113 83V81L115 82L114 86L109 88L108 90H106L107 88H105L106 86H109L107 84H110V83H107L106 86L104 87V84L103 86H100V84L98 83V80L100 82V77H98V75L96 73H100L99 71L96 72V73H93L96 74V75H90L89 73L90 72H94V70H99L97 69L98 65H100V67L98 68H103L104 69H107V70H104V71H107L108 73L111 71L110 68L113 66V64H117L115 63V61H117L118 58H121L119 57V55H121L120 51H121V47L122 46H125L123 44H121L122 42ZM137 41V40H136ZM258 42V41H256ZM20 43V42H19ZM89 43V44H90ZM184 43V44H182ZM255 43V42H254ZM253 43V44H254ZM261 43V42H260ZM88 44V45H89ZM97 44V43H96ZM185 44L187 45V48L188 50H183L184 48L183 47H186ZM261 44H264L261 43ZM259 44V45H261ZM14 45V44H13ZM257 45V43H256ZM1 46V45H0ZM19 46V45H18ZM25 46V45H24ZM142 46V47H143ZM50 47V48H49ZM104 47V48H103ZM137 47V46H136ZM258 47V46H257ZM260 47V46H259ZM94 48V47H93ZM96 48V47H95ZM252 48V47H251ZM261 48V47H260ZM126 49V48H124ZM123 49V51H124ZM128 49V48H127ZM131 49V48H129ZM128 49V50H129ZM262 49L264 50V46H262ZM58 50V48H56V51ZM251 50L253 49H250L249 50V57H250V52ZM257 51V48L254 49ZM253 50V51H254ZM260 50V49H259ZM258 50V51H259ZM2 51V50H0ZM31 51H32V55H34V60H33V57L31 55ZM220 51L223 53V56L224 59H226V61L230 58V62L231 64H234V62L236 61V63L230 68V66L228 68H230V74L229 76L227 75V73L229 72V70H227V64H226V67L225 66H221L220 62L222 63V61L224 62L225 60H222L223 59V56L221 61H219L218 63V58L217 60L215 59L214 60V57L217 56L216 54L217 53H220ZM257 51V52H258ZM86 52V53H85ZM245 52V53H244ZM247 52V53H246ZM255 52V51H254ZM261 52H263L261 50ZM261 52L259 51V53H256L255 55L259 54V56L257 55V57L260 59H263L261 57ZM1 53V52H0ZM98 53V56H102V54ZM120 53V54H119ZM244 53V54H242ZM89 54H91V52H89ZM221 54V53H220ZM241 57H244V58H240L238 55H241ZM253 54V53H252ZM77 55V56H76ZM125 55V54H124ZM124 55H123V58H124ZM127 55V54H126ZM262 55L264 56V52L262 53ZM29 56V57H30ZM63 56V55H62ZM122 56V55H121ZM166 56V58L164 57ZM252 56V55H251ZM2 57V56H1ZM88 57V58H89ZM219 57V56H218ZM239 57V58H238ZM257 57L254 56V59H256ZM30 58V60H31ZM122 58V60H123ZM165 58V63H163V60ZM253 58V57H252ZM116 59V60H115ZM247 59V58H246ZM245 59V60H246ZM57 60V61H56ZM90 60V59H89ZM144 60V59H143ZM162 60V61H161ZM241 60V61H242ZM245 63H248L249 61H245ZM251 60V59H250ZM257 60V59H256ZM259 60V59H258ZM257 60V61H258ZM60 61V60H59ZM256 61V63H257ZM264 61V60H263ZM114 62V63H112ZM129 62V61H128ZM233 62V63H232ZM238 62V63H237ZM253 62V59L251 60V62L249 63H252ZM31 63V61L29 62ZM31 63V65H32ZM122 64V62H119ZM127 63V62H126ZM144 63V62H143ZM150 63V64H149ZM254 63V62H253ZM262 63V61H261ZM59 64V63H58ZM91 64V65H90ZM142 64V63H141ZM145 64V63H144ZM224 63H222L223 65ZM36 66V67H39ZM49 65V66H50ZM65 65V64H64ZM71 65V66H70ZM132 65V64H131ZM150 65V66H149ZM225 65V64H224ZM249 65V64H248ZM253 65V64H251ZM256 65V64H255ZM260 65L258 66L259 70H260ZM264 65V64H263ZM35 66H33L34 70H35ZM54 66V67H53ZM118 66V65H117ZM236 66H235V70H236ZM245 66V65H244ZM243 66V67H244ZM250 66V65H249ZM32 67V66H31ZM58 67V68H57ZM67 67V66H66ZM116 67V66H115ZM224 67L226 68L225 71L224 70ZM246 67V66H245ZM248 67V66H247ZM257 67V66H256ZM32 68V69H33ZM40 68V67H39ZM144 70H143V69ZM237 68H241L240 65H238ZM250 67H248L249 69ZM252 68V67H251ZM250 68V70H252ZM38 69V68H37ZM109 69V71H108ZM113 69V68H112ZM180 69V72L179 70ZM243 69V68H242ZM247 69V68H245ZM255 71L256 68H253ZM40 70V69H38ZM53 70V69H52ZM92 70V71H90ZM130 70V71H129ZM253 70V71H254ZM264 70V69H263ZM37 71V70H36ZM42 71H39V72H42ZM59 71V70H58ZM69 71V72H70ZM188 71V72H187ZM192 71H196L198 73V71L201 73L199 74L200 76L201 75H204L202 78H204L203 80L199 79L200 77L198 76V74L196 75V77H198V80L199 82H202V84L200 85L199 82H195V79L197 81V78L194 77V75H192ZM246 71V70H244ZM252 71V73H253ZM43 75L45 77V71H43ZM47 72V71H46ZM50 72V71H48ZM112 74H113V71H111ZM110 72V74H111ZM130 72V77H128L129 73ZM148 73L145 74L144 73ZM249 73V70L246 71ZM261 72V71H260ZM105 73V72H104ZM125 73H128V75L126 76ZM234 73V72H233ZM247 73V74H248ZM251 73V74H252ZM257 73V72H256ZM264 73V71H263ZM41 74V73H40ZM39 74V76H40ZM51 74V73H50ZM60 74V73H59ZM66 75V77L64 76L63 77H59V76H63V75ZM73 74V75H72ZM196 74V73H195ZM42 75V74H41ZM47 73L46 76L47 78L51 75H49ZM102 75V74H101ZM104 75V74H103ZM207 75H210L207 77ZM53 76V75H52ZM51 76V79H53L55 76L52 78ZM100 76V74H99ZM106 76V75H105ZM108 76V75H107ZM193 76V77H192ZM251 76V77H250ZM156 77V76H155ZM154 77V78H155ZM211 77V78H209ZM228 77L230 78L231 77V81L229 79L228 80ZM264 77V76H262ZM261 77V78H262ZM0 78H2L0 76ZM63 78V79H62ZM101 78H104V76H101ZM131 78V79H130ZM151 78V77H150ZM157 78H160L157 76ZM194 78V79H193ZM227 78V80H226ZM3 79V78H2ZM50 79V78H49ZM109 79V77H108ZM104 80V79H103ZM103 80L101 79V82H103ZM151 80V81H150ZM164 80V81H166ZM201 80V81H200ZM4 81V80H3ZM51 81V80H50ZM48 81V83L50 82ZM2 82V81H1ZM262 84L264 85V79L262 80ZM104 83V82H103ZM196 85L199 84L200 86L198 87H201L202 86V90L200 91V88H199V91L197 89L196 92H194L195 90H191L194 86L193 85ZM102 84V83H101ZM164 85V83H163ZM75 86V87H74ZM49 87V85H48ZM178 87V85H177ZM47 89V88H46ZM148 89V91H147ZM49 90V89H48ZM153 90V89H152ZM50 91V90H49ZM126 93H125V92ZM223 91V93H222ZM50 92V93H51ZM127 94L129 92V94L126 96V98H124L123 96H125L124 94ZM149 92V93H148ZM152 92V91H151ZM192 92V93H191ZM122 93V95H121ZM219 94V99L218 97L215 96V94ZM260 93H262V95H260ZM154 94V93H153ZM187 94V96H186ZM122 96V98L124 100H122L121 97L119 96ZM261 96V97H257V96ZM217 99H216V98ZM255 98V99H254ZM119 99H121L122 102H118L120 101ZM256 99V100H257ZM118 100V101H117ZM262 100V99H261ZM99 101H101V104L99 103ZM256 104V106H253L255 105L254 103ZM262 102V101H261ZM3 103V102H2ZM99 103V104H97ZM260 103V102H259ZM4 104V103H3ZM97 106V110H95L96 106ZM261 104V103H260ZM4 106V105H3ZM264 106V105H262ZM1 107V105H0ZM20 107V105H19ZM202 108V112L205 113L206 115H203V113L201 112V115H196L199 111H195L196 113L194 114V118L191 117H186V116H180L178 114H181V111H183L182 113H185L184 110L186 111L188 109L189 112L191 111H194V110H197V108L199 109ZM255 107V108H254ZM260 107L258 109H260ZM147 108L149 110L151 109H158L160 111H171L173 115H176L178 117H175L174 119L177 121V124L173 125L174 122H170V127L168 129V132L171 136L173 137H177L176 142H175V145H167L165 146L163 143L165 142L164 139L160 138V135L158 136V131H157V128L156 129H152L151 128V125L153 124V122H155V120H158L156 121L157 123H159L161 120V124L163 123L164 124V119H162V117H159V118H155L150 111L147 110ZM20 110V109H18ZM136 113V114H135ZM167 113V112H166ZM192 113V112H191ZM194 113V112H193ZM200 114V113H198ZM5 115V114H4ZM8 115V113H7ZM139 117V121H138V118L136 117ZM182 115V114H181ZM184 115V114H183ZM185 115H189V114H185ZM196 115V117H195ZM3 116V114H2ZM223 118L221 119L220 118ZM264 116V115H263ZM8 117V116H7ZM186 117V118H185ZM220 120H218L219 118ZM64 118V119H65ZM83 118V117H82ZM85 119V120H86ZM106 119H110L112 122H107ZM72 120V119H71ZM173 120V121H175ZM221 120H223V123H222V126L219 125L218 122H220ZM8 121V120H6ZM66 121V120H65ZM77 121V122H78ZM80 121V122H81ZM114 121V122H113ZM135 121V120H133ZM132 121V122H133ZM262 121V119H260V122ZM1 122V121H0ZM108 124H107V123ZM256 122V123H255ZM259 122V123H260ZM263 122V121H262ZM3 123V122H2ZM79 123V122H78ZM172 123V125H171ZM176 123V122H175ZM217 123V124H216ZM1 124V123H0ZM9 124V123H8ZM76 124V123H75ZM90 124V125H88ZM134 124V123H133ZM160 124V123H159ZM160 124V126H162ZM194 124V125H192ZM221 124V122H220ZM262 124V123H260ZM264 124V123H263ZM7 125V124H6ZM117 125V124H115ZM154 125V124H153ZM152 127H155L153 126ZM157 125V124H156ZM259 126V124H256ZM3 126V125H2ZM114 126V125H113ZM120 126L117 127L118 129H120ZM160 126H158L159 128H161ZM5 127V126H4ZM8 127V126H7ZM157 127V126H156ZM220 128V129H217V128ZM130 128V127H129ZM158 128V129H159ZM233 128V129H232ZM236 128L238 130H236ZM2 130L4 129L3 127L1 128ZM0 129V131H1ZM163 126H162V129L163 130ZM8 130V129H7ZM6 130V132H7ZM77 130V129H76ZM156 130V131H154ZM161 130L159 131V133L161 132ZM240 130V131H239ZM43 131V130H42ZM164 131V130H163ZM114 132V133H113ZM4 133V131H3ZM40 133V132H39ZM6 134V133H5ZM8 134V133H7ZM6 134V135H7ZM1 135V134H0ZM163 135V134H162ZM8 136V135H7ZM41 136V135H40ZM4 137V136H3ZM44 137V136H43ZM121 137V136H120ZM47 138V137H46ZM126 138V140H125ZM217 138V141H215L213 143L212 139H215L216 140ZM1 139V138H0ZM44 139V138H43ZM121 139H123L121 137ZM163 140V143L162 141L160 142V140ZM45 140V139H44ZM49 140V139H48ZM52 140V139H51ZM4 141V140H3ZM9 141V140H8ZM7 141V142H8ZM114 141H115V138H114ZM6 142V143H7ZM5 143V142H4ZM3 143V144H4ZM47 143V142H46ZM129 143V144H130ZM50 144V143H48ZM52 144V143H51ZM168 144V143H167ZM61 145V144H60ZM11 146V145H10ZM52 146V145H51ZM5 147V146H4ZM13 147V146H12ZM60 148V147H59ZM1 149V148H0ZM57 149V148H55ZM132 149V150H131ZM241 149V150H240ZM5 150V149H4ZM26 150V149H24ZM62 150V148H61ZM3 151V150H2ZM1 151V152H2ZM52 151V150H51ZM55 151V150H53ZM58 151V150H57ZM63 151V150H62ZM5 152V151H3ZM13 152V150H12ZM18 152V151H16ZM26 152V151H25ZM29 153V152H28ZM212 153V154H211ZM222 153V154H223ZM4 154V153H3ZM6 154V152H5ZM9 154V153H8ZM211 154V156L209 155ZM58 155V154H57ZM104 155V153H103ZM137 155V156H136ZM209 155V157H208ZM213 155V156H212ZM228 155V154H227ZM226 155V156H227ZM2 154L0 153V159L2 158L1 157ZM4 156V155H3ZM7 156V154H6ZM64 156V155H63ZM105 156V155H104ZM219 156V157H218ZM222 156V155H221ZM9 157V156H8ZM60 157V156H59ZM101 158V157H100ZM139 158V159H138ZM5 159V158H3ZM2 159V160H3ZM106 159V158H105ZM222 159V157H221ZM1 160V162H2ZM8 160V159H7ZM109 161V160H108ZM5 162V161H3ZM2 162V163H3ZM9 162V161H8ZM20 162V160H19ZM107 162V161H106ZM149 162V163H148ZM198 162H200L201 164H203V162L205 163V166L203 165V167H207V170L206 169H203L207 172V174H204V173H200V170L201 167L200 166V169H199V165H196ZM209 165H208V164ZM14 164V163H13ZM23 164V163H22ZM111 164V163H110ZM112 164V165H114ZM207 164V166H206ZM224 164V163H223ZM1 165V163H0ZM27 165V164H26ZM107 165V163H106ZM151 165V167H150ZM3 166V165H2ZM8 166V165H7ZM4 167V166H3ZM11 167V166H10ZM23 167V166H22ZM21 167V168H22ZM25 167V166H24ZM0 168H2L0 166ZM155 168V166H154ZM178 168H181L183 169V171H180V175L181 176H178L179 175V172H178ZM228 168V167H227ZM3 169V168H2ZM31 169V168H30ZM111 169V168H110ZM109 169V170H110ZM26 170V169H25ZM131 170V172H130ZM155 170V169H154ZM2 171V170H1ZM0 171V178L1 176L5 175V171L4 173L2 174ZM13 171V170H12ZM16 171V170H15ZM35 171V170H34ZM119 171V170H118ZM177 171V172H176ZM11 172V171H10ZM20 172V171H19ZM22 172V170H21ZM29 172V171H28ZM121 172V173H122ZM30 173V172H29ZM108 173V171H107ZM120 173V174H121ZM156 173V172H155ZM176 173L177 176L175 175ZM211 173V174H210ZM223 173V172H222ZM229 173V172H228ZM7 174V173H6ZM21 174V173H20ZM117 174V172H116ZM132 174V175H133ZM210 174V175H208ZM8 175V174H7ZM25 175V174H24ZM29 175V174H28ZM111 175V174H110ZM113 175V174H112ZM131 175V174H130ZM154 175V174H153ZM175 175V176H174ZM208 175V176H206ZM228 175V174H226ZM12 176V175H11ZM23 176V175H22ZM31 176V175H29ZM125 176V175H124ZM4 177H8V176H4ZM17 177V175H16ZM134 177V178H135ZM206 177V178H204ZM5 178V179H6ZM15 178V177H14ZM22 178V177H21ZM20 178V180H21ZM27 178V177H26ZM33 178V177H32ZM133 178V176H132ZM212 178H213V175H212ZM227 178V177H226ZM40 179V178H39ZM148 179V180H149ZM211 179V178H210ZM1 180H4V178L2 177L0 179ZM33 180V179H32ZM127 182L128 184L130 185V189H133L132 191L134 190H138V188L140 189V183H138V181H132L131 178L130 180L127 178ZM147 180V181H148ZM213 179H211L210 181H212ZM22 181V180H21ZM35 181V180H34ZM124 181V180H123ZM145 181V180H144ZM150 181V180H149ZM201 181V180H200ZM209 181V182H210ZM4 182V181H3ZM3 182H0V184L2 185ZM7 182V181H6ZM18 182V181H17ZM26 182V181H25ZM126 182V181H125ZM154 182V180H153ZM10 183V182H9ZM16 183V182H15ZM29 183V181H28ZM49 183V182H48ZM201 183V182H200ZM215 183V182H214ZM5 184L7 183H4V186ZM41 184V183H40ZM43 184V182H42ZM45 184V183H44ZM43 184V185H44ZM142 184V183H141ZM31 185V184H30ZM29 185V186H30ZM35 185V184H34ZM33 185V186H34ZM41 185L42 187H46V186H43ZM143 185V184H142ZM198 185V184H197ZM4 186H0V190L2 189L1 187L4 188ZM20 186V185H19ZM22 186V185H21ZM28 186V185H27ZM38 186V185H37ZM36 186V187H37ZM55 186V185H54ZM148 186V185H147ZM208 186V185H207ZM32 187V186H31ZM39 187V186H38ZM53 187V186H52ZM52 187H49V188H52ZM145 187V186H144ZM212 187V186H211ZM215 187V185H214ZM229 187V186H228ZM6 188V187H5ZM35 188V187H34ZM41 188V187H40ZM143 188V187H142ZM20 189V188H19ZM22 189V188H21ZM20 189V190H21ZM26 190L28 188H25ZM153 189V191H152ZM10 190V189H9ZM41 190V189H40ZM39 190V191H40ZM56 190V189H55ZM202 190V189H201ZM3 191H6V190H3ZM14 191V190H13ZM17 191V190H16ZM29 191V190H28ZM37 191V190H36ZM35 191V192H36ZM129 191V189H128ZM173 191V190H172ZM171 191V192H172ZM173 191V193H174ZM207 191V190H206ZM43 192V190H42ZM46 192V191H45ZM140 192V191H139ZM146 192V191H145ZM0 193H2V190L0 191ZM9 193V192H8ZM34 193V192H33ZM57 193V192H56ZM134 193V192H133ZM147 193V192H146ZM4 194V193H2ZM6 194V193H5ZM21 194H24V193H21ZM29 194V193H28ZM137 194V193H136ZM139 194V193H138ZM177 194V193H176ZM189 194V195H188ZM228 194V192H227ZM1 195V194H0ZM8 195V194H7ZM51 195V194H50ZM54 195V194H53ZM149 195V194H148ZM173 195V194H172ZM178 194L176 196H179ZM188 195V196H187ZM34 196H37V195H34ZM41 195H39L40 197ZM59 196V195H58ZM112 196V195H111ZM152 196V195H151ZM154 196V195H153ZM4 197V196H3ZM26 197V196H25ZM44 197V196H43ZM50 197V196H48ZM156 197V196H155ZM157 197V198H158ZM180 197V196H179ZM188 197V198H187ZM1 198V197H0ZM18 198V196H17ZM27 198V197H26ZM29 198V197H28ZM119 198V197H118ZM180 198V199H181ZM16 199V197H15ZM21 199V198H20ZM31 199V198H30ZM33 199V198H32ZM38 199V198H37ZM46 199V198H45ZM154 199V197H153ZM159 199V198H158ZM178 199V198H177ZM179 199V200H180ZM195 199V198H194ZM203 199V198H202ZM207 199V198H206ZM19 200V199H18ZM23 200V199H22ZM21 200V201H22ZM34 200V199H33ZM39 200V199H38ZM151 200V199H150ZM162 200V199H160ZM159 200V201H160ZM176 200V199H175ZM8 201V200H7ZM11 201V200H10ZM9 201V203H10ZM20 201V200H19ZM27 201V200H26ZM116 201V200H115ZM189 201H191V197L189 199ZM188 201V202H189ZM12 202V201H11ZM43 202V200H42ZM183 202V201H182ZM187 202V203H188ZM6 203V202H5ZM38 203V202H37ZM40 203V202H39ZM186 203V204H187ZM195 203V202H194ZM4 204V203H3ZM30 204H31V201H30ZM41 204V203H40ZM54 204V202H53ZM58 204V203H57ZM130 204V202H129ZM202 204V203H201ZM1 205V204H0ZM24 205V204H23ZM48 204H46L47 206ZM50 205V204H49ZM66 205V204H65ZM115 205V203H114ZM127 205V204H126ZM136 205V204H135ZM166 205V204H165ZM17 206V205H16ZM39 206V204L37 205ZM52 206V205H51ZM59 206V205H58ZM57 206V207H58ZM122 206V205H120ZM144 206V205H143ZM257 206V204H256ZM260 206V205H259ZM2 206H0L1 208ZM12 207V206H11ZM36 207V206H35ZM56 207V206H55ZM61 207V206H60ZM64 207V206H63ZM133 207V206H132ZM34 208V207H33ZM62 208V207H61ZM189 208V207H188ZM6 209V208H5ZM21 209V208H20ZM19 209V210H20ZM25 209V208H24ZM49 209V208H48ZM60 209V208H58ZM122 209V208H121ZM2 210V209H1ZM14 210V209H13ZM31 210V208H30ZM54 210V209H53ZM51 210V211H53ZM125 210V212H124ZM124 210H123V214L121 213V215H124L126 216L125 218H123L124 220L125 219H129V220H133V218L135 217H132L131 215V212L128 211L127 209H125L124 207ZM133 210V209H132ZM27 211V210H26ZM35 211V210H34ZM39 211V210H38ZM45 211V210H44ZM50 211V212H51ZM67 211V210H66ZM152 211V210H151ZM2 212V213H1ZM0 212V219L2 218V214L5 212L4 210ZM7 212V211H6ZM17 212V211H16ZM25 212V211H24ZM40 212V211H39ZM48 212V211H46ZM54 212V211H53ZM70 212V211H69ZM138 212V211H137ZM23 213V212H22ZM62 213V212H61ZM64 213V211H63ZM120 214V212H118ZM133 213V212H132ZM5 214V213H4ZM42 214V213H41ZM137 214V213H136ZM135 214V215H136ZM153 214V213H152ZM34 215V214H33ZM64 215V214H63ZM138 215V214H137ZM136 215V216H137ZM156 215V214H155ZM6 216V215H4ZM17 216V215H16ZM30 216V215H29ZM62 216V215H61ZM123 216V217H124ZM154 216V215H153ZM9 217V216H8ZM12 217V216H11ZM148 217V216H147ZM4 218V217H3ZM16 218V217H15ZM63 218V217H62ZM149 218V217H148ZM43 219V218H42ZM140 219V218H138ZM6 220V219H5ZM122 220V219H120ZM125 220V221H127ZM135 220V218H134ZM133 220V221H134ZM137 220V219H136ZM150 220V219H149ZM155 220V219H154ZM163 220V219H162ZM0 221H3L2 219ZM57 221V220H56ZM65 221V220H64ZM132 221V222H133ZM159 221V219H158ZM129 222V221H128ZM151 223L149 224V226H152L154 222L150 221ZM165 222V221H163ZM171 222V221H170ZM204 222V220H203ZM131 223V221H130ZM144 223V222H143ZM142 223V224H143ZM162 223V222H161ZM32 224V223H31ZM39 224V223H38ZM77 224V223H76ZM135 224V223H134ZM145 224V223H144ZM157 224V222H156ZM190 224V223H189ZM24 225V224H23ZM126 225V224H125ZM124 225V226H125ZM155 225V223H154ZM165 225V224H164ZM42 225H40L41 227ZM58 226V225H57ZM121 226V225H120ZM129 226V225H127ZM126 226V227H127ZM131 226V225H130ZM134 226V225H133ZM137 226V225H135ZM134 226V227H135ZM1 227V226H0ZM60 227V226H59ZM153 227V226H152ZM223 227V226H222ZM242 227V226H241ZM155 228V227H154ZM233 228V227H232ZM8 229V228H7ZM84 229V228H83ZM119 229V228H118ZM116 229V230H118ZM179 229V228H178ZM182 229V228H181ZM199 229V228H198ZM9 230V229H8ZM127 230V228H126ZM24 231V230H23ZM149 231V230H148ZM224 231V229H223ZM1 232V231H0ZM10 232V231H9ZM8 232V233H9ZM37 232V230H36ZM41 232V231H39ZM126 232V231H125ZM14 234V233H13ZM35 234V233H34ZM42 234V233H41ZM158 234V233H157ZM3 235V234H1ZM40 235V234H39ZM81 235V234H80ZM38 236V235H36ZM35 236V237H36ZM89 236V235H88ZM91 236V235H90ZM117 236V235H116ZM12 237V236H11ZM19 237V236H18ZM41 237V236H39ZM187 237V236H186ZM189 237V236H188ZM122 238V237H121ZM152 238V237H151ZM69 239V238H68ZM52 242V241H51ZM121 242V241H120ZM141 242V241H140ZM35 243V242H34ZM199 243V242H198ZM27 244V243H26ZM128 244V243H127ZM180 244V243H179ZM204 244V243H203ZM126 245V244H125ZM20 246V245H19ZM22 246V245H21ZM44 247V246H43ZM127 247V246H126ZM215 248V246H213ZM23 248V247H22ZM89 248V247H87ZM212 248V247H211ZM21 249V248H20ZM19 249V251H20ZM18 250V249H17ZM126 250V249H125ZM1 251V250H0ZM194 252H192V254H198L200 253V249L198 248H195L193 249ZM121 253V251H120ZM5 254V253H3ZM124 255V254H123ZM7 256V255H6ZM10 256V255H9ZM122 256V255H121ZM214 256L217 258L220 259L221 261V264H238L237 261H236V258L237 256H239V254H236V253H232V252H222V253H214ZM126 257V256H125ZM133 257V256H132ZM6 258V257H5ZM108 258V257H107ZM217 258V259H218ZM14 259V258H13ZM17 259V258H16ZM105 259V258H104ZM91 260L89 259V262ZM86 263V264H89ZM133 262V261H132ZM71 263V262H70ZM84 263V264H85ZM30 264V263H29ZM38 264V263H37ZM78 264V263H77ZM90 264H96L94 263L93 261H91ZM98 264H103V263H98ZM246 264V263H245ZM248 264V263H247Z\"/></svg>",
  "mask_w": 264,
  "mask_h": 264
}]
</instances>
